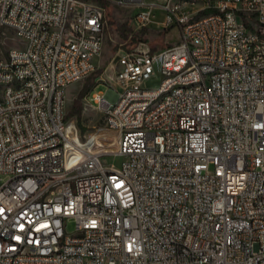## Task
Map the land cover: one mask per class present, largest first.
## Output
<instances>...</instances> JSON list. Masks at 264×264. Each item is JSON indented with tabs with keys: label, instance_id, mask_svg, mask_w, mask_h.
Here are the masks:
<instances>
[{
	"label": "built area",
	"instance_id": "obj_1",
	"mask_svg": "<svg viewBox=\"0 0 264 264\" xmlns=\"http://www.w3.org/2000/svg\"><path fill=\"white\" fill-rule=\"evenodd\" d=\"M103 2L180 32L121 43L84 98L120 166L67 150ZM0 24L23 44L0 58V264H264V0H0Z\"/></svg>",
	"mask_w": 264,
	"mask_h": 264
},
{
	"label": "rangeland",
	"instance_id": "obj_2",
	"mask_svg": "<svg viewBox=\"0 0 264 264\" xmlns=\"http://www.w3.org/2000/svg\"><path fill=\"white\" fill-rule=\"evenodd\" d=\"M208 12L209 11H206L205 13ZM127 17L128 14L125 10L107 4V26L104 32L103 51L96 62V69L92 72V75L89 78L87 76L67 87V114L71 111L75 100L78 98L80 91L84 88L88 80L94 82L97 76H101L103 83L97 86V89L101 91H106L107 87L114 86L115 72L117 69L115 55L121 43L125 45V48H132V46L137 45L140 41H145L151 50H153V48L158 50L169 44L177 42L180 38V32L177 27L164 30L157 26H152L151 28L143 29L141 31H135L133 34L131 33L132 35L129 34L127 38H122L119 34L118 26L124 22H127L128 24L129 20ZM134 35H136L135 39L132 38ZM21 46H23V44L16 37L15 31L0 24V58L8 56L9 51L12 48ZM99 70H101V72ZM80 101L82 103L80 120H78L79 118L77 115H73L66 120L68 123L70 121L75 123L80 138L85 141L90 132H93L98 128H105V125L102 113H100L95 106L87 103L84 98H81ZM82 127H84V130ZM102 159L106 163H113L120 166L123 157L104 153ZM68 229L70 231L75 229V223L73 220L68 222Z\"/></svg>",
	"mask_w": 264,
	"mask_h": 264
},
{
	"label": "bare ground",
	"instance_id": "obj_3",
	"mask_svg": "<svg viewBox=\"0 0 264 264\" xmlns=\"http://www.w3.org/2000/svg\"><path fill=\"white\" fill-rule=\"evenodd\" d=\"M68 134L72 142L68 144V154L77 151L78 155L87 153H109L116 152L119 147L118 135L116 131L108 130L107 128H98L90 132L88 138L83 141L73 121L68 123Z\"/></svg>",
	"mask_w": 264,
	"mask_h": 264
},
{
	"label": "trees",
	"instance_id": "obj_4",
	"mask_svg": "<svg viewBox=\"0 0 264 264\" xmlns=\"http://www.w3.org/2000/svg\"><path fill=\"white\" fill-rule=\"evenodd\" d=\"M105 6H107L106 2H103ZM119 34L122 38H127L130 34V28L128 27L127 22H124L118 26ZM137 35V34H136ZM136 35H134L132 38L135 39ZM156 50V48H153V51ZM101 72V70H99ZM92 75V73L88 76V78ZM95 85V81H87L84 88L80 91L78 98L75 100V103L73 104V107L71 111L66 115V119L73 115H77L80 120L81 110H82V103L80 101L81 98H85L87 94L93 89ZM84 130V127H82Z\"/></svg>",
	"mask_w": 264,
	"mask_h": 264
}]
</instances>
